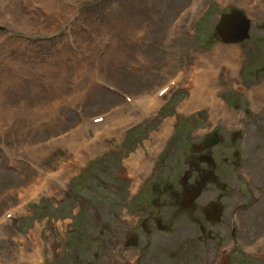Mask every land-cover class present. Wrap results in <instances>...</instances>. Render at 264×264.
Here are the masks:
<instances>
[{"label": "rangeland", "instance_id": "rangeland-1", "mask_svg": "<svg viewBox=\"0 0 264 264\" xmlns=\"http://www.w3.org/2000/svg\"><path fill=\"white\" fill-rule=\"evenodd\" d=\"M263 179L264 0H0V264H264Z\"/></svg>", "mask_w": 264, "mask_h": 264}, {"label": "bare ground", "instance_id": "bare-ground-1", "mask_svg": "<svg viewBox=\"0 0 264 264\" xmlns=\"http://www.w3.org/2000/svg\"><path fill=\"white\" fill-rule=\"evenodd\" d=\"M222 50H224V49H222ZM221 50V48L219 49V52L220 51H222ZM229 51H235V50H229ZM221 54H223L224 55V53H221ZM223 55L222 56H220V58H222L223 60H226V57L224 58L223 57ZM229 61H232L234 64H232L231 66H230V72L233 74V76H234V74H235V70H236V67H237V62H238V56L236 55V57H234V58H231V59H229ZM226 62V61H225ZM228 63V62H227ZM229 64H231V63H229ZM227 65V64H226ZM203 73H205V72H203ZM216 74V73H215ZM215 74H211L212 76H211V78H210V80H212V82L214 83L215 82V78H216V75ZM203 76H206V74H202ZM200 76V75H199ZM207 77V79L206 78H198V80H197V84L194 86V88H193V90H192V95H191V99H190V101L188 102V104L190 105V107H193V106H195V105H197V104H200V103H202L203 101H206L207 100V95H208V88H210L209 87V85L211 86L213 83L212 82H209L208 81V77L209 76H206ZM196 78V77H195ZM207 80V81H205L204 82V80ZM217 80V79H216ZM195 81V80H194ZM215 89V88H214ZM213 89V90H214ZM213 93H215V92H213ZM209 100H207V103L210 101V104H212V105H215L217 108H218V106H219V110H221V111H226V108H225V106L222 104V102H220L219 100H218V97H217V95H213L212 94V91H211V93L209 94ZM263 100V99H262ZM189 108V107H188ZM209 108V107H208ZM214 110V109H213ZM212 111V110H211ZM217 113V112H216ZM215 114V113H214ZM106 124V123H105ZM110 124V123H109ZM162 131H163V136H165L166 134H167V132L169 131V128L168 127H165L164 129H162ZM76 140V139H75ZM71 142V141H70ZM72 143V142H71ZM44 146L45 145H43V147H39L40 149H42V148H44ZM37 148V147H36ZM38 148V149H39ZM32 149H34L35 150V148H32ZM45 150L46 149H44V150H42V151H39V152H36L37 153V155H40V154H44L45 153ZM33 151V150H32ZM33 156V155H32ZM137 165H141V167L142 168H140L141 170H149V165L148 166H146V162L144 161V159L142 158V156L141 155H139V156H135V157H133L132 158V160H130L129 161V166H128V168H129V170H130V172L133 174V178L135 179L134 180V186L136 187V186H138V184L140 183V173L138 172V169L139 168H137L136 166ZM43 178H41L40 177V179H39V184H41V182L43 181L42 180ZM46 181V180H45ZM38 182V181H37ZM42 183H45V182H42ZM38 184V185H39ZM46 184V183H45ZM37 186V185H36ZM35 186V187H36ZM42 185H40V187H41ZM45 187V186H44ZM37 188V187H36ZM33 190V189H32ZM34 257H37V253H36V255H34ZM24 263V262H23ZM22 264V263H21ZM25 264V263H24Z\"/></svg>", "mask_w": 264, "mask_h": 264}, {"label": "water", "instance_id": "water-1", "mask_svg": "<svg viewBox=\"0 0 264 264\" xmlns=\"http://www.w3.org/2000/svg\"><path fill=\"white\" fill-rule=\"evenodd\" d=\"M251 21L240 10L232 9L223 14L215 25V31L220 40L224 44H238L249 39ZM211 138V143L217 142V137L214 135ZM208 157L203 155L202 160H208ZM211 160V159H210ZM208 163H213L212 160Z\"/></svg>", "mask_w": 264, "mask_h": 264}, {"label": "flooded vegetation", "instance_id": "flooded-vegetation-1", "mask_svg": "<svg viewBox=\"0 0 264 264\" xmlns=\"http://www.w3.org/2000/svg\"><path fill=\"white\" fill-rule=\"evenodd\" d=\"M214 135L217 137V142H216V143H213V142L211 143V138H210V137H212V136H214ZM218 142H219V136H218V134H216V133H211L209 136H207V137L202 141L201 145H202L203 149H205V150H209V149H211L213 146H215ZM203 155L207 156V157H208L207 159H208L209 161L212 160L213 163H208V160H204V161H203V160H202V156H203ZM210 159H211V160H210ZM197 161H198L199 163H201V164H205V165H207V166H209V167H215V166H216V162H215L214 158H213L209 153H207V152H202V153H200L199 156L197 157ZM214 183H215V184H219V179H218V178H214ZM262 190H263V192H264V179H263ZM192 191H193L192 187H191L190 185H188V186H187V189L185 190V192H184V194H183L184 198L187 199V200H189V199L191 200V194H192ZM215 208H217L218 211L221 210V207H220V206H219V207L215 206ZM206 213L209 214L208 210H206Z\"/></svg>", "mask_w": 264, "mask_h": 264}]
</instances>
